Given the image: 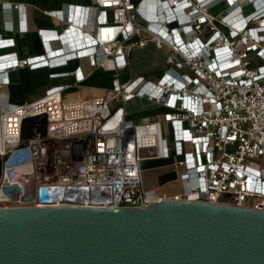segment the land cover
Masks as SVG:
<instances>
[{
    "label": "built area",
    "instance_id": "built-area-1",
    "mask_svg": "<svg viewBox=\"0 0 264 264\" xmlns=\"http://www.w3.org/2000/svg\"><path fill=\"white\" fill-rule=\"evenodd\" d=\"M221 1L228 5L225 13L211 16L209 9ZM233 1L92 0L89 7H67L64 16L48 12L68 27L38 32L42 55H1L0 75L23 67L54 70L86 58L93 70L109 73L111 83L104 95L73 104L63 101L68 86L47 88L21 105L2 102L0 208L141 209L168 198L264 211V8L258 2L249 14H235ZM148 5L157 8L152 16ZM1 6L22 11L18 4ZM105 12L110 21L95 23L89 33L72 26L86 27L90 14ZM20 15L19 30L26 31ZM54 41L62 47L50 48ZM8 42L0 39V47ZM149 43L164 51L160 75L121 80L132 52ZM68 75L75 85L84 80L80 68L50 77ZM139 100L163 112L128 118ZM36 116L46 117L45 131L23 141V120ZM145 158H173L181 191L167 196L145 190ZM92 193L110 201L93 205ZM41 194L52 200L41 201Z\"/></svg>",
    "mask_w": 264,
    "mask_h": 264
},
{
    "label": "water",
    "instance_id": "water-1",
    "mask_svg": "<svg viewBox=\"0 0 264 264\" xmlns=\"http://www.w3.org/2000/svg\"><path fill=\"white\" fill-rule=\"evenodd\" d=\"M0 264H264V211L168 198L141 209L0 208Z\"/></svg>",
    "mask_w": 264,
    "mask_h": 264
},
{
    "label": "crops",
    "instance_id": "crops-1",
    "mask_svg": "<svg viewBox=\"0 0 264 264\" xmlns=\"http://www.w3.org/2000/svg\"><path fill=\"white\" fill-rule=\"evenodd\" d=\"M230 1H232V4L234 3L233 0ZM258 2L262 4L258 5ZM1 4H18L21 6L22 11L6 8L1 6ZM237 4L240 10L239 8L234 10L233 13L235 14L240 12L249 14L256 4L259 8H264V0H238ZM91 5L92 0H0V39L10 40L6 45L0 47V56L14 54L17 58L22 59L42 55L45 47L38 32L40 30H55L60 33L69 24L65 19L51 16L48 12L62 11L64 16L66 15L65 9L69 6L89 7ZM227 6L226 2L221 1L214 7H211L208 13L211 16L219 17L225 13ZM153 9L154 7L151 10L153 11ZM20 13L24 15L26 31L19 30L23 17H21ZM101 20L110 21L109 12L97 15L90 14L86 27L84 25L81 27L74 23L72 26L76 30L80 29L81 32L89 33L91 32L92 25L99 23ZM49 46L52 49H58L62 47V44L59 41H54ZM149 46L155 50V54L152 55L157 56L158 54H162L164 62V51L155 48L152 43H149L144 49L137 51H146ZM69 47L68 44L65 45V48H68L67 50H69ZM131 57L127 68L131 64ZM153 60V57H151L152 63ZM76 68H80L84 75V80L79 85H75L74 77L71 75L57 78L50 77L52 73H71ZM54 70L46 68L30 70L26 67L7 70L4 74L0 75V107L4 100H7L9 104L15 105L32 102L40 98L47 88L53 86H68L63 91V101L66 104H73L92 97L102 96L105 90L110 87V74L98 69L93 70L86 58L68 61L66 66ZM125 71L124 69L123 73ZM123 73L120 75L121 80L145 75L141 73L129 77L127 74L123 76ZM162 112L163 110L158 106L144 100H139L135 106L128 108L127 116L130 119L140 120L153 118ZM141 177L145 190L153 189L167 196H173L181 191L180 184L176 181L174 169L165 160L145 158L141 162Z\"/></svg>",
    "mask_w": 264,
    "mask_h": 264
},
{
    "label": "rangeland",
    "instance_id": "rangeland-1",
    "mask_svg": "<svg viewBox=\"0 0 264 264\" xmlns=\"http://www.w3.org/2000/svg\"><path fill=\"white\" fill-rule=\"evenodd\" d=\"M133 1L137 3L138 0ZM152 54H155V50H153L151 46H149L148 50L146 51L135 50L132 53L130 66L127 69L125 68L126 71L124 73L122 72V75L124 76L127 74L129 77H131L143 73L145 74L144 76L148 78L159 76L161 69L164 68L163 57L162 54H158L157 56ZM151 57L154 59L153 63L151 62ZM173 161L174 160L172 158L167 161V164L172 165Z\"/></svg>",
    "mask_w": 264,
    "mask_h": 264
},
{
    "label": "trees",
    "instance_id": "trees-1",
    "mask_svg": "<svg viewBox=\"0 0 264 264\" xmlns=\"http://www.w3.org/2000/svg\"><path fill=\"white\" fill-rule=\"evenodd\" d=\"M45 127H46L45 116L26 118L23 120L21 126V139L23 141H26L37 134H42L45 131Z\"/></svg>",
    "mask_w": 264,
    "mask_h": 264
},
{
    "label": "bare ground",
    "instance_id": "bare-ground-1",
    "mask_svg": "<svg viewBox=\"0 0 264 264\" xmlns=\"http://www.w3.org/2000/svg\"><path fill=\"white\" fill-rule=\"evenodd\" d=\"M239 3V2H238ZM161 5V4H160ZM164 5V4H163ZM163 5H161V9H163V8H166V5H164L165 7H163ZM154 7V9L153 10H156L157 8H156V6L155 5H148L147 6V9H149V10H146L147 11V13H148V15H150V16H152L153 14H152V8ZM168 7V6H167ZM166 10L168 11L169 9H167L166 8Z\"/></svg>",
    "mask_w": 264,
    "mask_h": 264
}]
</instances>
